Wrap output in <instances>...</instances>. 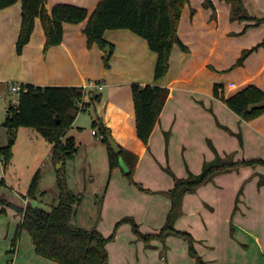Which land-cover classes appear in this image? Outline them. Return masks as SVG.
<instances>
[{
	"label": "rangeland",
	"instance_id": "obj_1",
	"mask_svg": "<svg viewBox=\"0 0 264 264\" xmlns=\"http://www.w3.org/2000/svg\"><path fill=\"white\" fill-rule=\"evenodd\" d=\"M201 19L205 23L204 15ZM239 44L240 42L236 39H229L228 41H221L219 48L214 53H210L209 47H201L196 51V57L184 69V74H192V83L179 84L188 91L182 90L184 95L179 96L181 107L175 113L176 121L170 124L165 134L159 133L160 130L155 133L151 145L149 141L147 156L137 169L134 167L131 176L123 175L120 171L119 178L116 177V180L112 178L109 193L105 191L109 177L104 179L106 178L105 173H100L104 170V165L102 167L101 164L103 155L100 154L102 144L101 142L100 144H98L99 142L90 144L95 141H91V131L92 129L96 130V127L92 126L94 110L89 106L90 108L80 112L79 125L83 127L79 134H82L84 138H82L83 143L80 148L82 158L77 159L75 163L67 160L64 165L68 186L76 194L81 193L83 195L80 208L72 220L74 226L88 230L96 228L107 235L113 232L118 234V231L122 230L120 241L127 240L129 231L137 237L133 246L139 245L138 243L141 242L144 245H150L153 241H159L156 244L163 245L161 250L158 249L159 251L166 253V256L171 251L173 261L171 264H185V262L192 264V257L187 254L189 241L186 238L178 235L171 236L174 238L171 239L170 245L168 244V248H171L169 250L165 247L169 236L159 235L155 239H150L148 234L143 233V231L146 230L147 224L151 226L152 221L149 218L151 214H154L152 216L154 221L160 223L162 219H165L164 226L167 224L173 207V199L170 194L175 187L176 180L186 179L190 172L194 175L200 174L205 162L213 161L217 155L234 162L241 159L247 161L249 158L257 157L264 160V114L251 121L242 120L228 108L222 99L215 98L213 94L215 83L223 84L224 92L227 95L231 82L238 84L246 78L253 77L256 68L253 60L246 67L235 66L238 58L245 51L240 50ZM94 46L102 50L97 44L91 48ZM87 47L91 49L88 42ZM10 51L11 48L8 45L5 50L6 54H4L6 58L0 60V139L3 140V145H10V153L12 154L7 166L0 158V196L9 202V205L0 207V209H5L4 212L0 213V263L4 251L6 252L4 258L7 255H13L12 242L14 239L20 240L22 238L24 250L27 249L28 243L31 241L29 233L22 230L15 221L18 216H21L19 210L26 206L22 199L27 198V202L31 206L50 210L58 204L59 197L57 186L59 168L56 167V163L50 156L51 151H53L51 142L35 129L18 127L11 133L8 127L4 125L9 115L10 99H13L14 107H17L18 103L19 93L12 91V87L23 86L18 83V80L24 74H28L24 73V68L18 70L22 64L19 67L15 66L16 60L13 61L9 56ZM102 51L105 52V50ZM111 58L112 56L108 61L109 66L112 63ZM105 59L104 57V65ZM206 60L214 63L216 69L204 65ZM181 70V68L180 70L175 68L171 75H175ZM32 72L34 75H40L41 69L38 68ZM100 82V80L96 81L97 84H101ZM100 91L103 92L104 96L108 95V88H103ZM80 107L82 106L80 105ZM78 144L79 142L77 146H79ZM103 145H105L103 146L105 149H108L106 143ZM88 155H93L94 168H91V165L84 161ZM258 172L264 173V166L242 164L236 169L217 174L205 184L206 186L210 183L213 185V181L216 180L226 189L225 191L221 190V187H217V190L214 191V196L218 198L220 205L219 210L215 211L213 226L222 228L219 225L226 216L225 208L228 198L240 181L243 192L239 198L247 207L245 210H235L233 223L235 226L238 223L240 228L244 227L251 233L257 234L264 241V188L259 186L258 178L261 175ZM91 174L96 175L95 180ZM36 177L37 183L34 193L30 195V188ZM205 185L196 191L198 192ZM196 191L185 194L182 203L185 202L186 197H189L191 199L190 204H192L193 195H199L198 198L207 196L204 194V190L200 194ZM110 195H112L111 208L106 209L102 207V204H99L98 208V200H101L103 196L105 199L107 196L111 198ZM145 208L148 209L147 213H145ZM197 213L198 217L195 219H186L191 226L196 228L201 216L205 219L209 218L206 216L205 208L199 209ZM127 218L132 219L135 224L128 221L117 228L118 223ZM178 218L176 213L175 221ZM235 226L233 228L229 224L228 229L224 228L223 230L226 233L227 229L228 234L242 235L243 232L236 229ZM12 229L13 237L10 241L6 234ZM136 230L139 233H136ZM145 232L149 231L146 230ZM146 249L151 251L152 248L148 246Z\"/></svg>",
	"mask_w": 264,
	"mask_h": 264
},
{
	"label": "crops",
	"instance_id": "obj_2",
	"mask_svg": "<svg viewBox=\"0 0 264 264\" xmlns=\"http://www.w3.org/2000/svg\"><path fill=\"white\" fill-rule=\"evenodd\" d=\"M243 1L250 15L257 18H264V0ZM99 2L100 0H48L46 8L51 12L53 7L58 4H71L87 9L91 16ZM213 3L216 8L215 18L213 17L212 9L204 7V0H190L185 6L178 28V35L181 41L188 47L189 51L184 52L178 45H174L170 58V70L167 76L160 81H155L154 78L157 54L149 49L146 40L126 29L108 30L105 32L104 39L113 45V50H111L112 63L110 64V68H106L103 61L106 53L95 46L91 49L87 47V38L84 30L88 21L77 25L65 24L62 43L58 46L51 47L45 52L46 36L40 19H36L31 41L24 48L22 55L18 56L16 53V42L22 22L21 2L0 11V60L6 58L4 54H6L5 50L9 45L11 48L9 56H11L13 61L16 60L15 66L17 65L19 67V65L22 64L18 70L24 68V73H28L27 75L24 74V76H21L18 80L20 85H33L39 87H83L85 89L84 98L79 106L84 105L86 109L91 106L94 110L92 126L94 123H96L97 126L96 130L92 129L91 131V141H95L90 144H97V142H99L98 144H100V142L102 144L100 154L103 155L101 164L102 167L104 165V170L100 173H105L106 178L104 179L109 177L105 186V191L109 193V186L112 178L115 180L116 177L119 178L120 171L123 175L125 174L121 168L110 169L108 158L109 151L103 147L105 143L102 141L100 132L101 127L106 126L111 130V136L118 145L127 152L129 161L134 160L133 156L136 157V169L148 154V148L138 139L136 134L135 109L131 90L132 84L137 83L141 86L158 85L170 91L160 118L151 135L150 145L158 130H160L159 133L165 134L170 124L176 121L175 113L181 107L179 96L184 95L182 90L188 91L179 86V84L192 83V74H184V69H186V66L196 57V51L201 47H209L211 50L210 53H214L219 48V43L221 41H228L229 39H236L240 42V50L251 49L263 43V46L254 52L243 65L246 67L252 60L254 61L256 68L254 69L252 78H246L238 84L231 82L228 87L227 95L224 92L223 84L215 83V85L222 86L223 89L221 92L224 96L226 95L225 98L232 96L249 85H254L264 91V23L244 32L245 26L254 24V22H232L230 20L231 6L222 0H213ZM203 15L205 16V23L201 21ZM205 64L209 68L216 69L214 63H211L209 60H206L204 62V65ZM38 68L41 69L40 75H34L32 70H37ZM175 68L179 70L181 68L182 70L175 75H171L172 70ZM97 80H100L101 84H97ZM103 88H108L107 96H104L103 92L100 91ZM80 112L72 127L67 132V136L73 137L77 143L79 142L77 153L74 158L70 159L73 163H75L77 159L80 160L82 158L80 148L83 143V135L79 133L82 131L83 126L79 125ZM93 131L97 132L96 136L93 135ZM1 147L6 146L5 144L3 145V140L0 139V148ZM97 149H99V147H97ZM52 152L53 151H51L50 156H52ZM257 159L258 157L249 158L248 161ZM243 160L245 159L237 160V162ZM84 161H87V163L91 165L90 167L94 168L95 161L93 155L86 156ZM56 165L57 168L61 166V164ZM258 174L261 175L258 178L259 186L260 188H264V185H261L264 179V173L258 172ZM91 176L95 180L96 175L91 174ZM213 183V185L210 183L202 187V189L200 188L198 191L199 193L196 191L200 194L204 190V194H207V196L202 197L203 201L202 198H198L199 195H193L192 204H190L191 199L186 197L185 202L182 203L179 218L175 221V230L192 235L194 239V248L206 264H264V241L262 238L246 230L244 227L240 228L238 223L236 226L235 223H233L235 210H245L247 207L239 198L240 194L243 192L241 182L239 181L237 188H234V191L228 198V203L225 208L226 216L219 225L222 226V228H217L212 224L214 221L213 217L216 213L215 211L219 210L218 208L220 205L218 203V198L214 196V191L217 190V187H221V190L225 191L226 189L216 180L213 181ZM70 190L76 194L71 188ZM110 196L111 198L107 196L105 199V196H103L101 200H98L97 207L99 208V204H102V207L106 209L111 208L110 201L112 200V195ZM22 200H24L26 206L29 204L27 198ZM36 207L44 209L39 206ZM78 208H80V205ZM202 208L206 209V216H209V218L205 219V217L203 218L201 216L197 228L191 226L186 219H195L198 217L197 212ZM144 210L145 213H147L148 209L145 208ZM153 215L154 214H151L149 217L152 221L151 226H149L150 224L146 226V230L149 232H145V230L143 233L155 235L157 237L164 228L165 219H162V222L159 223L154 221L152 218ZM15 221L17 225L20 226L22 217L18 216ZM236 221L239 222V220ZM229 224H231L233 228L235 226L236 229L241 230L243 232L242 235L237 236L228 234L227 229ZM224 228H227L226 233L223 230ZM121 231L122 230L118 231L114 240L107 245L110 257L108 264H167V261L168 264H171V251L167 256L166 253L159 251L163 247V245L156 244L159 241H153L150 245H144V243L141 242L138 243L139 245H136V247L133 246V242L137 241L136 235L132 232L129 233L127 230V240L120 241L122 239ZM110 235L111 234H104L106 237ZM168 236L169 240H167V246L165 245L166 248H168V244L170 245L171 239L174 238L171 237L173 234ZM6 237H8L10 241L12 240L13 229L8 231ZM14 242H16V245H13ZM12 245L13 255H7L4 258L6 253L4 251L1 255L2 261L0 264H20V262L21 264H59L39 256L35 251L32 238L26 250H24L22 246V238L20 240L17 238L16 240L14 239ZM148 246L152 248L151 251L146 249ZM116 247H118V249H116ZM168 249L171 250V248ZM187 251V254L190 255L189 247ZM191 262L192 264H198L194 257H192ZM187 263L188 262H185V264Z\"/></svg>",
	"mask_w": 264,
	"mask_h": 264
},
{
	"label": "trees",
	"instance_id": "obj_3",
	"mask_svg": "<svg viewBox=\"0 0 264 264\" xmlns=\"http://www.w3.org/2000/svg\"><path fill=\"white\" fill-rule=\"evenodd\" d=\"M48 0H0V10L7 9L18 2L22 3V22L16 52L20 56L24 48L30 43L36 19H40L45 36V52L62 43L65 24H80L88 21L84 33L89 48L97 44L102 50L113 45L104 39L108 30L126 29L146 40L151 51L157 54L154 70L155 81L164 79L170 70V58L174 45L182 51L188 52V47L178 35L182 12L190 0H100L95 11L90 16L85 8L71 4H58L49 12L46 8ZM231 6L230 20L232 22H254L246 25L244 32L264 23V18L250 15L243 0H222ZM204 7L213 11L216 17V8L213 0H204ZM263 44V43H262ZM257 45L243 52L235 66L242 67L245 61L263 45ZM112 54V53H111ZM105 56V66L109 68V58ZM18 98L17 107L8 110V117L4 125L13 132L18 127L35 129L53 145L52 158L56 164H61L57 171V186L59 189L58 204L50 211L31 206L30 203L19 211L22 221L20 228L29 233L36 253L48 260L59 264H108L109 253L107 245L114 240L115 232L109 237L104 236L98 229L90 230L76 227L72 220L76 215L83 195L74 194L67 183L64 165L67 160L74 158L78 151L77 142L73 137H67L80 112L85 89L83 87H39L23 85ZM136 134L142 143L148 147L151 135L160 118L162 110L169 96V89L158 85L141 86L137 83L131 86ZM222 86H214V96L222 99L228 108L241 117L251 121L264 114V91L249 85L232 96L225 98L221 92ZM97 126L96 123L93 124ZM102 141L108 146L110 169L120 168L119 156H122L131 176L136 164V157L129 161L127 152L122 149L121 155H116L109 147L107 136L111 130L102 126L100 129ZM149 148V147H148ZM10 145L0 148V158L5 166L11 159ZM262 165L264 160H243L234 162L219 155L211 162H205L198 175L189 173L186 179H177L171 192L173 199L172 213L168 222L161 231V236H183L189 241L190 255L196 258L198 264H206L194 248V239L191 234L175 230L176 213L179 216L183 196L195 192L199 187L211 181L217 174L236 169L239 165ZM263 179V178H262ZM37 183L34 179L30 195H33ZM264 185V179L261 182ZM9 205V202L0 196V207ZM5 209H0V213ZM130 221V218L120 221L119 225ZM137 228V226H135ZM116 230V229H115ZM139 233L138 230L135 231ZM150 239L155 235H147ZM16 245V242L13 243Z\"/></svg>",
	"mask_w": 264,
	"mask_h": 264
},
{
	"label": "water",
	"instance_id": "obj_4",
	"mask_svg": "<svg viewBox=\"0 0 264 264\" xmlns=\"http://www.w3.org/2000/svg\"><path fill=\"white\" fill-rule=\"evenodd\" d=\"M105 53L108 55V57L110 56L111 54V49L110 47H107L105 49ZM14 107V101L13 99L11 98L10 99V102H9V105H8V108L11 109ZM107 141H108V144H109V147L111 148V150L116 154V155H121V152H122V148L118 145V143L114 140V138L111 136V135H108L107 136ZM119 164H120V168L122 169L123 173L125 175H128V173L130 172L128 166L126 165L124 159L122 156H119Z\"/></svg>",
	"mask_w": 264,
	"mask_h": 264
},
{
	"label": "built area",
	"instance_id": "obj_5",
	"mask_svg": "<svg viewBox=\"0 0 264 264\" xmlns=\"http://www.w3.org/2000/svg\"><path fill=\"white\" fill-rule=\"evenodd\" d=\"M22 90L23 89L21 88V86H13L12 87V91L19 93V95L22 92ZM81 106L82 107H80V110L81 111H85L86 110V107L84 105H81ZM93 135L96 136L97 135V132L96 131H93Z\"/></svg>",
	"mask_w": 264,
	"mask_h": 264
}]
</instances>
